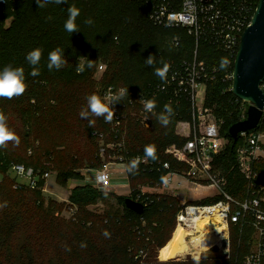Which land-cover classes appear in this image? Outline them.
<instances>
[{
  "label": "trees",
  "instance_id": "trees-1",
  "mask_svg": "<svg viewBox=\"0 0 264 264\" xmlns=\"http://www.w3.org/2000/svg\"><path fill=\"white\" fill-rule=\"evenodd\" d=\"M254 1L253 14L259 4V0ZM72 5L80 9L76 21L80 30L70 34L65 31L64 23L67 9ZM150 9L142 0H67L65 4L50 3L43 8H39L35 0H17L0 9V70L8 65L23 67L27 85L19 97L0 98V111L7 117L10 130L14 131L10 116L18 117L23 127L29 129V134L24 141L20 139L18 145L9 142L0 148L1 264H140L135 259L145 245H151L147 240L176 224L179 203L172 196L151 195L148 206L139 215L126 208V198L88 185L74 188L70 196V202L79 210L78 222H63L60 214L68 206L45 196L42 191L45 181L40 182L38 190L15 189L14 181L8 176L12 163L23 164L20 159L24 158L25 149H32V156L44 153L54 164L61 184L71 178L82 179L81 170L102 167L98 156L100 141L93 134H109L110 127L103 117L85 119L80 116L81 110L87 108L86 97L95 93L102 99L103 89L110 85L128 88L135 95L149 94L162 83L155 69L162 68L167 59H190L195 50L193 38L184 30L157 26L151 20ZM88 18L93 21L91 25L84 22ZM9 20L10 26L6 27ZM176 37L182 40L179 49L171 44ZM36 48L42 49V57L37 65L39 75L33 77L26 56ZM56 48L63 50L67 63L59 70H49L48 54ZM199 54L201 60L218 68L215 80L208 85L207 106L224 121L222 135L228 139V147L217 165L228 172L236 167V150L241 145V140L235 142L231 138L229 130L247 119L249 107L243 106V101L229 91L232 82L224 80L225 75L234 70L235 58L230 59L224 50L205 42L200 43ZM149 55H153V65L145 63ZM88 60H92L94 66L85 67V71L78 74V63L86 65ZM222 60H227L223 67ZM101 65L106 67L104 72L99 71ZM160 104L151 129L134 119L128 121L126 146L130 155L144 156L145 146L154 145V161H169L175 168L179 165L165 155V149L182 140L172 137L170 125L163 127L159 123L158 116L165 105ZM170 106L173 114L169 124L178 116L191 117L190 111H183L191 107L189 104L176 109L175 105ZM89 120H94L95 127L89 133L90 144L85 147L76 129L81 122L89 124ZM256 132H264V117ZM111 139L110 136L107 141ZM19 145L23 150L17 149ZM24 165L36 170L47 169L41 164ZM262 167L264 172V165ZM163 174L135 172L130 187L137 189L139 185L156 184ZM229 179V193L240 198L246 185L236 168ZM131 195L136 198L135 191ZM109 196L121 202L122 213L106 211L104 219L91 215L88 207L105 202ZM231 239L234 254L242 244L241 262L250 251V239L241 236L236 228L232 229Z\"/></svg>",
  "mask_w": 264,
  "mask_h": 264
},
{
  "label": "built area",
  "instance_id": "built-area-1",
  "mask_svg": "<svg viewBox=\"0 0 264 264\" xmlns=\"http://www.w3.org/2000/svg\"><path fill=\"white\" fill-rule=\"evenodd\" d=\"M16 1L0 0V9ZM142 1L151 8V20L157 26L184 30L193 38L195 50L190 59H167L165 63L170 66L167 77L151 93L135 95L128 91L124 101L113 105L114 118L108 123L110 133L93 134L100 141L98 156L102 167L81 170L83 178L79 182L83 180V186H92L105 192L114 189L113 186L121 178L131 183L135 172L164 173L156 184L139 185L137 189L130 187L131 194L135 191L136 198H132V195L128 198L146 207L151 195L175 197L179 203L177 228L182 227L185 231V240L191 245L187 253L191 252L193 256V247L198 239L202 251L218 246L221 251L229 252L231 232L236 228L241 236H248L251 244L241 264H264V132H256L263 118L257 129L240 134L239 140L244 143L236 150V167H231L228 172L220 170L218 159L225 155L228 139L222 135L224 121L218 119L213 109L207 106L208 85L215 80L218 68L199 57L200 43L205 42L224 50L230 59L235 58L236 61L241 38L255 14V1ZM171 44L179 49L182 40L176 37ZM105 69L104 65L99 66L100 72ZM233 78L234 70L224 77V80L232 82L230 92H233ZM120 88L112 85L105 87L102 99L109 89L115 93ZM147 100L155 101L153 112L145 111L142 101ZM160 101L161 104L175 106L187 103L192 109L191 124L183 126L179 133L182 142L171 144L165 149V155L179 165L175 168L169 161L161 163L141 155H130L126 146L128 121L134 119L144 128L151 129ZM110 136L113 139L108 142ZM29 153H33L32 149ZM136 157L141 158L138 168L134 173L127 171L126 165ZM235 168L246 185L240 198L228 191L229 177ZM8 176L14 181L15 189L38 190L40 182L45 181L42 190L45 195L48 193L47 182L52 178L48 170H36L18 163L9 166ZM205 190L209 193H203ZM214 199L219 200L212 204L204 203ZM63 201L69 205V213L76 215L77 207L67 198Z\"/></svg>",
  "mask_w": 264,
  "mask_h": 264
},
{
  "label": "rangeland",
  "instance_id": "rangeland-1",
  "mask_svg": "<svg viewBox=\"0 0 264 264\" xmlns=\"http://www.w3.org/2000/svg\"><path fill=\"white\" fill-rule=\"evenodd\" d=\"M10 23H11L10 20L7 21L6 27L10 26ZM32 104H35V101H32ZM178 106L180 105H176L175 109L178 108ZM243 106L248 108L250 104L247 102H243ZM161 110L164 112V106L161 107ZM183 111L184 112L190 111L191 114L189 113V116H192L191 107L188 106V109L185 108L183 109ZM10 119H11V123L14 124V127L12 129L14 130L15 134L21 140L24 141L25 136L29 134V129L23 127L22 122L18 117L10 116ZM191 122H192V117L183 118L182 116H178V119L175 120L173 119L171 124L168 123V125L171 126L169 132H171L172 137L174 139L176 138L181 140L182 138L179 136V133L181 132L182 127L183 126L188 127V125H190ZM94 127H95L94 125L91 127L89 126V124L85 125L83 122L77 125L76 133H79L80 136L79 141L82 144V146L86 147V145L90 144L88 140L89 133L91 132L92 129H94ZM262 142L264 144V137L262 138ZM243 143L244 141L241 142V144ZM18 147L19 148L17 149L23 150V148L20 145ZM29 151L30 149L23 150L24 158L20 159V161H22L23 164H27L31 166L41 164L42 166H45L47 168L46 170H48L52 174V178L50 179L49 183L47 182L48 183L47 187L50 186V188L48 189L56 193L57 196H52L49 195L48 193L45 196L47 198H51L55 200L60 204H65L66 207L67 206L69 207V205L63 200L65 198L70 200V196L73 192V189L82 186L84 184L83 180L79 182L81 179H78L76 177V178H71L62 184L59 183V175L54 169V164L47 160L45 154L42 153L41 155H35L34 153V155L32 156L29 153ZM4 163L5 160L2 161V164ZM121 179L122 180L118 181V184H115L113 186L114 189L105 192L110 194L112 193L115 196H119L127 199L128 197L131 196L130 182L127 181L125 178H121ZM203 193H209V191L205 190L203 191ZM74 206L77 207L76 205ZM122 209L123 208L121 202L113 197L111 198V196H109L108 199L103 203L101 202L97 205H92L88 207V210L90 211L91 215L97 216L98 218H102V219H104L105 217L104 214L106 213V211H112V212L120 211L122 213ZM78 217H79L78 212L76 213V215H71L69 213L68 208H65L63 212L60 214V218L62 219V220L60 219V221L76 223L78 222ZM176 229H177V222L176 224H173L172 226L165 228L160 233H154V235H152L153 238L151 240L150 238L147 240V243H151V245L148 247L145 245L144 248H142L139 256L135 259V261L138 263L140 262V264H241V262L239 261V257H240L239 255L241 254L240 248H242L241 247L242 244H239V246L237 247L238 253L234 254L232 239H231V248L229 252L221 251L218 246H212L211 248L204 249V251L201 250L199 254L194 253L195 254L194 256L190 252L186 254L187 256H181L179 258H175L171 260L168 256V252L172 248ZM187 247H188L187 250L189 252L191 245L187 243ZM145 250L146 252H144Z\"/></svg>",
  "mask_w": 264,
  "mask_h": 264
},
{
  "label": "clouds",
  "instance_id": "clouds-1",
  "mask_svg": "<svg viewBox=\"0 0 264 264\" xmlns=\"http://www.w3.org/2000/svg\"><path fill=\"white\" fill-rule=\"evenodd\" d=\"M37 6L39 8H43L50 3L65 4L67 0H35ZM68 17L64 23V29L68 33L72 34L76 31H79L78 25L76 23L77 18L80 16V9L76 6H69L67 9ZM50 19V17H49ZM85 24L91 25L93 21L91 18L86 19ZM115 37L113 36L112 39ZM42 57V49L36 48L30 51L26 60L32 66V71L30 75L33 77L39 75V69L37 65H39ZM67 63L64 58L63 50L60 48H56L52 50L48 54V64L47 67L49 70L56 69L59 70L65 66ZM147 65H153V55H149L145 60ZM227 64V60H222L221 66ZM94 65L92 60H88L87 64L79 62L76 66L77 73H82L85 71V67L92 68ZM169 65L164 64L162 68L155 69V74L160 77L161 80H165L167 77V73L169 71ZM27 85L25 83V73L23 67H13L11 65L5 66L2 70H0V98L12 99L14 97H19L26 91ZM128 96V88H120L115 93L112 92L111 89L108 90L104 100L95 93L86 97L87 99V108L82 109L80 112V116L82 118L88 119L89 117H103L105 122L111 123L114 118V108L117 102L124 101V99ZM145 111L153 112L156 107V103L154 100L142 101ZM111 105V107L109 106ZM164 112H162L158 119L163 126H167L170 120L171 115L173 114V110L169 104L164 106ZM94 120H89V126L94 125ZM9 142L18 145L20 143V138L15 134L14 131L10 130L7 124V117L5 114L0 111V148L6 147ZM156 148L154 145H146L144 148V156L145 158L156 159ZM141 162L140 157H136L129 161L126 165V169L129 172H135L138 168L139 163Z\"/></svg>",
  "mask_w": 264,
  "mask_h": 264
},
{
  "label": "water",
  "instance_id": "water-1",
  "mask_svg": "<svg viewBox=\"0 0 264 264\" xmlns=\"http://www.w3.org/2000/svg\"><path fill=\"white\" fill-rule=\"evenodd\" d=\"M264 0H259L251 25L245 30L237 53L233 93L250 104L247 119L234 124L229 134L237 142L241 133L257 129L264 115ZM126 208L136 214L145 210L143 204L131 198L125 200Z\"/></svg>",
  "mask_w": 264,
  "mask_h": 264
},
{
  "label": "bare ground",
  "instance_id": "bare-ground-1",
  "mask_svg": "<svg viewBox=\"0 0 264 264\" xmlns=\"http://www.w3.org/2000/svg\"><path fill=\"white\" fill-rule=\"evenodd\" d=\"M201 246L202 245L200 244V240L198 239L193 247L194 253L199 254L201 252L200 250ZM187 248H188L187 243L185 241V231L183 230L182 227H179L176 229L173 245L171 250L168 252V256L171 260L175 258H179L181 256H187L186 255L188 252Z\"/></svg>",
  "mask_w": 264,
  "mask_h": 264
},
{
  "label": "crops",
  "instance_id": "crops-1",
  "mask_svg": "<svg viewBox=\"0 0 264 264\" xmlns=\"http://www.w3.org/2000/svg\"><path fill=\"white\" fill-rule=\"evenodd\" d=\"M49 181H50V180H49ZM49 181H48V183H49ZM48 183H47V184H48ZM48 188H50V186H48L47 189H48ZM51 192H52V191H51L50 189H48V194H49V195L57 196L56 193H54V192L51 193ZM53 193H54V194H53ZM65 199H66V198H65Z\"/></svg>",
  "mask_w": 264,
  "mask_h": 264
}]
</instances>
